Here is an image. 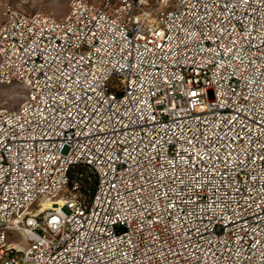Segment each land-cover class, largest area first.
<instances>
[{
  "label": "built area",
  "instance_id": "built-area-1",
  "mask_svg": "<svg viewBox=\"0 0 264 264\" xmlns=\"http://www.w3.org/2000/svg\"><path fill=\"white\" fill-rule=\"evenodd\" d=\"M70 3L0 20V264H264V0Z\"/></svg>",
  "mask_w": 264,
  "mask_h": 264
},
{
  "label": "rangeland",
  "instance_id": "rangeland-1",
  "mask_svg": "<svg viewBox=\"0 0 264 264\" xmlns=\"http://www.w3.org/2000/svg\"><path fill=\"white\" fill-rule=\"evenodd\" d=\"M92 3H101L103 0H90ZM71 0H0V20L5 9L9 6L26 14H50L62 16L67 13ZM24 90L18 84L0 83V110L18 108L24 99ZM20 234L9 232L8 241L23 244Z\"/></svg>",
  "mask_w": 264,
  "mask_h": 264
},
{
  "label": "trees",
  "instance_id": "trees-1",
  "mask_svg": "<svg viewBox=\"0 0 264 264\" xmlns=\"http://www.w3.org/2000/svg\"><path fill=\"white\" fill-rule=\"evenodd\" d=\"M81 173H84L82 177H79ZM88 177L91 178V180H88ZM70 180L73 182L74 180H78L81 183L82 190L87 192L89 195H93L95 189L97 180L95 175H93L90 171H88L87 167L79 164L72 168L71 174H70Z\"/></svg>",
  "mask_w": 264,
  "mask_h": 264
},
{
  "label": "snow or ice",
  "instance_id": "snow-or-ice-1",
  "mask_svg": "<svg viewBox=\"0 0 264 264\" xmlns=\"http://www.w3.org/2000/svg\"><path fill=\"white\" fill-rule=\"evenodd\" d=\"M228 5L227 4H225V7H227ZM257 51L259 52L260 50H259V48L257 49ZM261 55H264V53H261ZM243 62L241 61V64H242ZM64 87H67L66 85L64 86ZM61 99L63 100L64 99V96H61ZM190 155V158H193L192 157V154L190 153L189 154ZM200 159H203V158H200ZM261 159H264V156H262L261 157ZM197 175H198V173H197ZM170 179H171V177H170ZM181 183H183V181H180ZM193 187H195V185H193ZM143 189H141V191H142ZM171 191V189H169V192ZM164 195H168V192H165L164 193ZM175 205L174 204H172V203H169L168 205H167V207H174Z\"/></svg>",
  "mask_w": 264,
  "mask_h": 264
},
{
  "label": "bare ground",
  "instance_id": "bare-ground-1",
  "mask_svg": "<svg viewBox=\"0 0 264 264\" xmlns=\"http://www.w3.org/2000/svg\"><path fill=\"white\" fill-rule=\"evenodd\" d=\"M45 205H43V210L49 209V208H54V205L51 202H45Z\"/></svg>",
  "mask_w": 264,
  "mask_h": 264
}]
</instances>
